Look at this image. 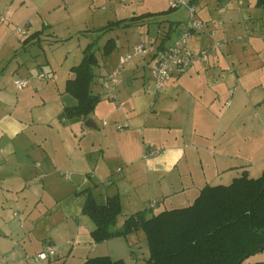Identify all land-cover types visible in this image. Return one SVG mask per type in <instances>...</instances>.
<instances>
[{"label": "crops", "instance_id": "1", "mask_svg": "<svg viewBox=\"0 0 264 264\" xmlns=\"http://www.w3.org/2000/svg\"><path fill=\"white\" fill-rule=\"evenodd\" d=\"M31 1L0 0V48L12 39L13 34L17 33L23 37L22 42H24L25 49H27L30 43H37L38 38L42 37L46 26H50L49 24H44L42 28H39V24L36 21V17L40 13L39 9L49 4L50 0H40L38 4L31 3ZM43 3L44 5H41ZM256 3L257 0H255V13L260 15L259 10L264 7L258 6ZM211 4L214 5V10L210 6ZM245 4L243 0H238V2L237 0H196L193 5L197 9V16L206 22L207 28H205L207 30L204 29L200 33L193 34L191 38L192 49L199 51L211 45L213 37H216L221 32L228 39V42L225 44H229L232 39L227 36V33L236 32L237 26H245L249 29L251 26L246 22L243 12L246 9ZM247 7L246 10H249L250 4ZM221 8H224V11L220 12ZM249 17V20L252 21L256 19L251 12L249 13ZM3 20L7 22V25L2 24ZM172 26L173 28L175 27V30L178 29L179 32L186 28L179 29L177 24L170 23L168 25V32L172 31ZM3 28L4 31L6 30L5 32H2ZM19 29H22L24 32H21ZM249 33L248 31V35H251ZM238 39L242 40L243 37L239 36ZM207 40L208 42H206ZM139 43L142 42H137L136 44ZM136 44H133L127 51L120 54L116 66L108 70V75L117 68L120 57L130 51ZM14 45L16 46L17 44ZM248 46L250 47L251 44H248ZM156 50H158V47ZM156 50L149 49V52L143 57L135 58L118 75L117 83L109 90L110 94L115 93L117 95V100L110 98V94L108 97L113 103H117V107L109 111V115L113 119L111 123L107 122L106 125L109 126L108 130L105 131V137L100 141L93 138L89 139L86 136L83 128L87 120L68 122L59 119V116L66 107L74 106L78 103L77 98L66 90L68 79L74 78L75 73L71 71L73 75L69 73L65 77L63 86L60 85L59 87L57 80L58 72L56 71L49 73L48 78L46 76L45 78H41L39 75L43 72H39V74L33 73L30 68H27L25 62L18 63V67L11 71L12 76L18 75V78L14 82L18 79H29L30 85L25 88L16 86V96L14 97L9 93H0V264H56V262L63 259H66L67 264L71 257L76 258L78 255H81L80 261L84 263L89 256H87L86 260L82 258L80 252L85 253V249L80 244L81 242H77L79 241L77 237L80 239L81 236L79 234L82 230L81 220L85 215L83 213V206L87 198L85 192L87 188L92 189L96 199L100 203H105L110 195L119 194L122 208L125 206V198L128 200L129 207L144 205L149 210L162 207L159 212L165 209L183 207L175 206L183 197L177 196V202L173 200L167 203L171 208H166V201L173 195L172 193L177 194L180 191L185 193L186 191L184 186L178 187L179 181L182 182L180 172H178V175L174 174L183 158H187L186 148H183L181 144H177L176 142H169L166 138L167 136L163 142L159 141L157 138L159 135L156 132L151 137H148L146 129L150 119L148 115H143L140 110H138L139 113L133 115L125 114L122 117L118 115L120 114V110L123 109L121 103L133 101V106L139 108L137 102L134 101L135 96L140 95L142 88L151 89V85L153 86L150 83L152 79L150 82L146 81L145 76L142 77V74H138L135 69L132 71L131 67L136 65L138 70L141 67L147 68L150 76L149 65ZM228 57L227 55L225 56L222 50L218 49L209 57L206 63L195 62L185 74L168 81L164 89L171 87L169 91L173 92L179 86L185 87L187 85L192 88V86L197 85V81L202 76H206L209 82L215 86L219 83V78L217 77L219 74L215 72L216 68L223 61H227ZM128 68H131V71H127ZM229 72L235 73L238 77L237 69L231 68ZM49 78H52V81ZM182 89L185 92L189 91L188 88ZM215 93L217 94L218 92L215 91ZM67 94H70L72 98ZM214 97L212 96V98ZM212 98L209 99L208 103L193 102L190 108H184L179 113H175L172 110L167 122L154 124L159 132L162 133L168 130L167 133L169 135L174 127L183 129L185 123L187 124L190 121L192 122L190 125L196 127L195 133L198 131L197 122H199L198 124L201 125L200 129H202L201 133H199L200 136H206L211 140V147L198 146L195 144L196 142L190 145L194 149H206L211 154L214 167L213 175L209 176L206 172H203L200 181L198 180L196 184L199 186L197 189L198 193H200V190L205 185L209 184L208 179L211 176L224 181L223 179H228V174L234 171L246 172L250 176L257 175L258 173H260V176L264 171V143L260 147H252L250 149V162L251 159H255V162L250 167L239 169L237 168L239 165H231L232 160L242 159L240 155L241 148H238V126L234 125L232 135L227 140L224 139L227 135L226 121L233 113L232 102L229 100L230 104L227 105L230 108L221 112L216 105L217 97H215L214 102L211 101ZM250 99L254 106L261 103L260 99ZM238 101L239 98L237 99ZM256 108V113H258L259 107ZM28 113L31 114L32 123L26 120ZM91 115L89 118L92 117ZM175 119L178 122H174ZM208 122H211L210 127H206L205 125ZM39 126L47 128L43 130V134L33 129V127L38 128ZM29 129H31L30 132H32L33 136L30 146H32L34 153L32 155L29 153L25 154L29 158L34 157L35 160L34 162L30 160L25 165L22 163L20 157L22 155H19V150L21 144L27 143V139H24L22 136L25 132H29ZM181 132V137L184 139L187 133ZM194 133L192 132V135ZM86 144L89 147L87 146V150L84 151ZM229 147L230 151L227 150ZM95 159H97L96 162H94ZM19 165L32 166L38 174L42 172L44 176L41 180L42 182H37V178H35L37 175L34 172H32V174H35L32 178L22 177L16 172V168ZM84 165L87 168H84ZM60 171L65 172V175H69L68 177L61 178L63 183L58 186V189L65 191L67 193L65 197L69 199V203L66 205L65 212L63 213V220L66 221L65 225H67V228H65L66 231H62L71 238L65 241L60 240L59 243H56L55 238H60L62 232L57 230L54 224L55 220L53 219L52 211L48 210L45 212L46 214L48 213L47 217V215H42V211L37 213V210H40V206L47 196L46 193L52 192V176ZM116 173L120 174L114 177ZM234 178L230 177L229 179L233 180ZM30 182L35 183V185H31ZM109 183L111 185H108ZM193 183H196V180L193 179ZM141 185L147 189L144 193L137 189ZM185 196L187 195H184V198ZM53 197L57 199L61 198V195ZM153 200L157 202V205L151 208L149 204ZM194 200L190 203L192 204ZM138 204L139 206H136ZM73 211L77 212L74 213ZM73 213L80 214L76 215V219H74ZM43 218H49L53 226H49L45 230L48 234L35 235L36 226L41 224ZM124 221L120 225H117L121 227ZM88 227H91L90 224H86V228ZM72 231L73 233H71ZM73 234H75L76 238L72 236ZM141 234H144L146 237L145 232L139 230L129 234L125 238L136 235L140 239ZM118 238L123 237H115L101 243L118 240ZM91 240L88 241L89 244L91 243L90 246L94 247L96 244H100L93 242L92 236ZM113 242L114 250L123 249L124 251L120 242ZM47 243L53 245V252L49 253L47 258H40V254L44 251ZM67 245H71L72 247L65 255ZM135 258H138L137 255H135Z\"/></svg>", "mask_w": 264, "mask_h": 264}, {"label": "rangeland", "instance_id": "2", "mask_svg": "<svg viewBox=\"0 0 264 264\" xmlns=\"http://www.w3.org/2000/svg\"><path fill=\"white\" fill-rule=\"evenodd\" d=\"M174 1L177 0H133L124 4L115 0H50L49 4L39 9L40 13L36 17L39 28H42L44 24L50 25L46 26L42 37L38 38L37 43H30V46L25 49V44L22 42L23 37L16 33L13 34L9 42L5 43L0 48V93H9L13 97L16 96V85L14 84V80L18 78V75L12 76L11 71L18 67V63L25 62L27 68H30L33 73L39 74V72H43L46 78L50 75L49 73L54 71L58 72L57 80L59 83L58 86L60 87V85L63 86L65 77L71 73V67L80 64L87 53L95 52L98 63L95 65L96 76L92 85V90L94 93L101 95L102 100L92 113L91 118L98 127L94 128L84 125L83 129L89 139L102 140V138L105 137V131L108 130L109 127L104 125V121L107 120V122L111 123L113 118L109 115V111L117 107V103H113L112 100L108 98L110 91L102 84L103 80H105L108 75V70L116 66L120 54L127 51L129 47L137 42H142L149 49L156 50L158 45L162 44L161 40L167 35L168 25L170 23L174 25L177 24L179 29L191 25L189 8L185 5L172 7V2ZM190 1L191 0H189V2ZM243 1L246 3V9L248 8L247 5L250 4L249 10L245 9L243 12L246 22L251 27L247 29L245 26H237L238 29H236V32L234 31L235 33H227V36L232 39V41L229 44H223L220 50L225 53V56L227 55L229 57L227 61H223L222 64L216 68L215 72L219 74V76H217L219 78V83L217 85L213 86L206 76H202L201 79L197 81V85L192 86V88L187 85H185V87L181 86L182 88H188L189 91L187 92L183 91L179 86L176 88V91L171 92L169 91L171 87H167L166 89H160L159 94H155L154 88H152L153 86L151 85V89L142 88L140 95L138 94V96H135L136 98L134 101L137 102L139 108L133 106V101L121 103L123 109L120 110V114H118L121 117L125 114L133 115L139 113L138 110H140L143 115L146 114L149 116L150 122L146 129L148 137H151V135L156 132V134L159 135V137H157L159 141L163 142L167 136L166 138L169 142H176L177 144H181L183 148H186L187 158H183L177 170L174 172V174L177 175L178 172H180L182 182L179 181L178 187L184 186L186 191L185 193H182V191H176L177 194L172 193L173 195L166 201V208H171L167 203L173 200L175 202L178 201L177 196L183 198L178 201L175 206H187L191 204L190 202L199 194V191H197L199 186L196 184L198 180L200 181L203 172H206L207 175L210 176L211 174L213 175L214 171L211 154L206 149H194L190 147L191 144H194L193 142H196L195 144L198 146L211 147V140L206 136L201 137L199 134L202 130L200 129L201 125L198 124L199 122H197L198 131L195 133L194 130L196 127L190 125L192 123L191 121L187 124L185 123L183 129L174 127L169 135L167 133L168 130L161 133L158 128L155 127L154 124L167 122L172 110H174L175 113H179V111L184 108H190L193 102L208 103L209 99H211L212 96L214 97L215 94V97H217L216 105L218 106V110L222 112L230 108V106L227 105V101L231 100L233 113L226 121L227 135L224 139L227 140L232 135L234 125H237L239 133L238 148H241L240 155L242 159L232 160L231 165H239V167H237L239 169L242 167L248 168L255 162V159H251L250 162V149L252 147H260L264 143V97L262 98L264 95V8H260V15H257V13H255V0ZM39 2L40 0L31 1V3L35 4ZM228 4H230V2H228ZM41 5H44V3ZM210 6L214 10V5L211 4ZM249 11L256 17L254 21L249 20ZM197 17L199 18V16ZM6 23L7 22L3 20L2 24L7 25ZM5 31L3 28L2 32ZM248 31L251 35H248ZM222 34L221 32L216 37L214 36L212 40L216 39L223 41L226 35ZM179 35L180 32L178 29L173 30L171 36L166 39L165 44L172 42ZM239 36H241V38L243 37V39H238ZM108 42L113 44V48L107 51L106 46ZM206 42H208V40ZM247 43L251 44V46L247 47ZM14 44H17V47ZM133 63L135 64V62ZM131 68L132 71L133 69L137 70L138 74H142V77L145 76V80L150 82L151 78L147 68L144 69L141 67V69L138 70L136 65ZM131 68H128L127 71H131ZM231 68L237 69L238 77L235 73L232 74L229 72ZM49 79L52 81V78ZM150 83L153 84V81ZM234 87L236 88L235 93L231 95L229 90ZM215 91L218 93L216 94ZM67 95L72 98L70 94ZM215 97L212 98V102L215 101ZM238 98L239 101L237 102ZM250 98L260 99L261 103L254 106ZM256 107H259L258 113H256ZM26 118L27 121L32 123L31 114L28 113ZM174 122H178V120L175 119ZM208 124H205L206 127L211 126V122H208ZM33 129L43 134V130L47 128H45V126H39L38 128L33 127ZM30 131L31 129L22 136L24 139H27V143L21 144L19 150V155H22L20 156L22 163L25 165L27 162H30V160L31 162L35 160L34 157L29 158L28 155L25 154L29 153L32 155V153H34L32 146H30V141H33L32 132ZM181 131H183L184 134L187 133L184 139L181 137ZM192 132L195 135H192ZM87 146L89 147V145L86 144L84 151L87 150ZM227 150L230 151V147ZM96 160L97 159H95L94 162H96ZM61 164H63V162H61ZM84 164L86 163L84 162ZM25 165L17 166L16 172L28 179L34 177L36 174L37 176L35 178H37V182L41 183V180L44 178L42 172L38 174L35 168ZM84 168H87V166L84 165ZM32 172L35 174H32ZM61 172L62 171L52 176V192L46 193L47 196L44 198L40 210H37V213L42 211V215H47V217L48 213L46 214L45 212L48 210L52 211L53 219L55 220L54 224L57 230L62 232L60 238L58 237V239H56L54 237L56 243H59L60 240L65 241L71 238L62 231H66L65 228H67V225H65L66 221L63 220V213L65 212L66 205L69 203V199L65 197L67 193L63 190H59L58 186L63 183L61 178L68 177L69 175H65V172ZM119 174L120 173H116L114 177ZM259 174L260 173L252 176L258 177ZM241 175L242 172L234 171L231 174L229 173L228 177L234 178ZM229 178L220 181V179H215L214 176H211L208 180L211 185L229 184L232 180ZM193 179L196 180V183H193ZM30 183L31 185H35V183ZM108 185H111V183ZM137 189L141 192L143 191L142 193L147 190L143 185L137 187ZM57 195H61V198L56 199V197H53ZM184 195L188 196H185L187 199L184 198ZM138 203L141 204L140 202ZM139 204L136 206H139ZM144 208V205H140V207H129L128 200L125 198V206L118 217L117 224L120 225L125 218L130 216L133 212ZM160 208L162 207L154 208L153 213L159 212ZM73 212L76 213L77 211ZM79 214H74V219H76V215ZM149 214L151 215L152 213L149 212ZM86 224H90L91 227L86 228ZM49 226H53L49 218H43L41 224L36 226L35 235L48 234L45 230ZM94 226L95 223L93 220L85 214L81 220L82 230L79 234V236L81 235L80 239L77 237L79 240L77 242H81L80 244H82L85 249V253L80 252L84 260H86L87 256L90 258L108 255L115 260L123 258L128 264H145L150 257L148 241L144 234H141L140 239L134 235L129 236V238L123 237L118 238V240H110V242L96 244L94 247L92 245L90 246L91 243L89 244L88 241H92L91 230ZM71 233H73V231ZM72 236L75 237V234ZM113 241L120 242L124 251L120 248L118 251L114 250ZM71 247V245L66 246L65 255L69 252ZM135 255H137V259ZM80 256L78 255L76 258L71 257L67 264H76L77 262L78 264H83V261H80ZM262 260H264V253H260L248 259L245 264ZM59 261L56 262V264H66V259Z\"/></svg>", "mask_w": 264, "mask_h": 264}, {"label": "trees", "instance_id": "3", "mask_svg": "<svg viewBox=\"0 0 264 264\" xmlns=\"http://www.w3.org/2000/svg\"><path fill=\"white\" fill-rule=\"evenodd\" d=\"M256 4L264 7V0H257ZM172 31L163 38L158 50L166 46ZM112 48L113 44L108 42L106 50ZM97 63L95 52H90L71 68L75 77L68 79L66 90L78 103L64 109L59 116L61 121H86L95 111L101 101V96L91 90ZM85 192L83 213L95 223L91 232L93 242L127 237L143 230L150 251L145 264H245L264 253V171L258 177L244 172L229 184H207L187 206L158 213L146 208L139 210L128 216L121 227L117 225L123 210L119 194L100 203L91 188ZM83 264L127 263L106 255L90 257ZM249 264H264V260Z\"/></svg>", "mask_w": 264, "mask_h": 264}, {"label": "built area", "instance_id": "4", "mask_svg": "<svg viewBox=\"0 0 264 264\" xmlns=\"http://www.w3.org/2000/svg\"><path fill=\"white\" fill-rule=\"evenodd\" d=\"M120 3H128L133 0H115ZM191 2V4H190ZM177 0L172 2V7H179L185 5L190 11L191 25L187 26L181 30L180 35L171 43L166 45L161 50H156L152 56V60L149 65L150 76L153 81L154 93L158 94L160 89H163L167 82L171 79L177 78L185 74L195 62L206 63L209 57L218 49L221 48L223 44L228 42L225 38L222 40H213L211 45L202 48L199 51H194L191 47V38L194 33H200L204 31L206 27V22L197 17V9L192 4V0ZM224 11V8L220 9V12ZM24 32L22 29H19ZM149 52L148 47L144 43H139L133 46V48L123 54L120 57L117 68L106 76L103 81L105 88L110 90L117 83V77L120 72L127 65H130L135 58L143 57ZM41 78H45L44 73H40ZM15 84L19 88H25L30 85L29 79H18ZM235 87L230 89V93L234 94ZM110 98L117 100V95L115 93L110 94ZM230 104V101L227 103ZM107 121H104V125ZM120 127V126H119ZM1 161V154H0ZM157 202L155 200L151 201L149 207H156ZM53 252V245L47 243L45 245L44 251L40 254V258H47L48 254Z\"/></svg>", "mask_w": 264, "mask_h": 264}, {"label": "water", "instance_id": "5", "mask_svg": "<svg viewBox=\"0 0 264 264\" xmlns=\"http://www.w3.org/2000/svg\"><path fill=\"white\" fill-rule=\"evenodd\" d=\"M85 124L89 127H97V125L94 123L92 118L87 119V121L85 122Z\"/></svg>", "mask_w": 264, "mask_h": 264}]
</instances>
